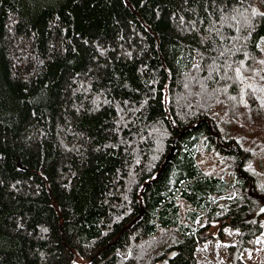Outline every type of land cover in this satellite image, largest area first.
Wrapping results in <instances>:
<instances>
[{
    "label": "trees",
    "instance_id": "16d2710c",
    "mask_svg": "<svg viewBox=\"0 0 264 264\" xmlns=\"http://www.w3.org/2000/svg\"><path fill=\"white\" fill-rule=\"evenodd\" d=\"M263 204L264 0H0V264H196L223 226L242 264Z\"/></svg>",
    "mask_w": 264,
    "mask_h": 264
},
{
    "label": "rangeland",
    "instance_id": "374dc122",
    "mask_svg": "<svg viewBox=\"0 0 264 264\" xmlns=\"http://www.w3.org/2000/svg\"><path fill=\"white\" fill-rule=\"evenodd\" d=\"M256 217L262 225V232L247 242V246L240 254L242 264H264V214ZM218 227L219 225L214 223L210 232L216 234ZM236 235V230L223 226L220 238L215 237L197 245L196 264H229L225 261V257L228 246L235 241Z\"/></svg>",
    "mask_w": 264,
    "mask_h": 264
},
{
    "label": "water",
    "instance_id": "95a60500",
    "mask_svg": "<svg viewBox=\"0 0 264 264\" xmlns=\"http://www.w3.org/2000/svg\"><path fill=\"white\" fill-rule=\"evenodd\" d=\"M264 214V204L256 211L255 216Z\"/></svg>",
    "mask_w": 264,
    "mask_h": 264
},
{
    "label": "built area",
    "instance_id": "2783aa9c",
    "mask_svg": "<svg viewBox=\"0 0 264 264\" xmlns=\"http://www.w3.org/2000/svg\"><path fill=\"white\" fill-rule=\"evenodd\" d=\"M223 198H224V197H221V198L217 199L215 202H217V201H221ZM226 198H231V197H226Z\"/></svg>",
    "mask_w": 264,
    "mask_h": 264
},
{
    "label": "snow or ice",
    "instance_id": "6c2138e0",
    "mask_svg": "<svg viewBox=\"0 0 264 264\" xmlns=\"http://www.w3.org/2000/svg\"><path fill=\"white\" fill-rule=\"evenodd\" d=\"M255 14H257V13L254 12V15H255Z\"/></svg>",
    "mask_w": 264,
    "mask_h": 264
},
{
    "label": "crops",
    "instance_id": "0c3cea01",
    "mask_svg": "<svg viewBox=\"0 0 264 264\" xmlns=\"http://www.w3.org/2000/svg\"><path fill=\"white\" fill-rule=\"evenodd\" d=\"M231 243H233V242H231ZM231 243H230V244H231Z\"/></svg>",
    "mask_w": 264,
    "mask_h": 264
}]
</instances>
